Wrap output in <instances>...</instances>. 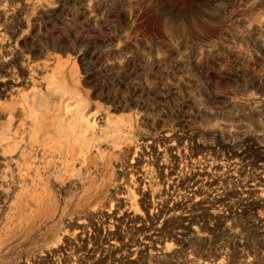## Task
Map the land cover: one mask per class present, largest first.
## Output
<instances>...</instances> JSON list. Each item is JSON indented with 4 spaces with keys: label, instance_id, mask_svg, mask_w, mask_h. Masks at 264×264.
<instances>
[{
    "label": "rangeland",
    "instance_id": "1",
    "mask_svg": "<svg viewBox=\"0 0 264 264\" xmlns=\"http://www.w3.org/2000/svg\"><path fill=\"white\" fill-rule=\"evenodd\" d=\"M0 264H264V0H0Z\"/></svg>",
    "mask_w": 264,
    "mask_h": 264
}]
</instances>
